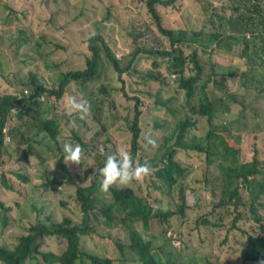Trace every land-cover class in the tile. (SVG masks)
Returning a JSON list of instances; mask_svg holds the SVG:
<instances>
[{
    "label": "trees",
    "instance_id": "16d2710c",
    "mask_svg": "<svg viewBox=\"0 0 264 264\" xmlns=\"http://www.w3.org/2000/svg\"><path fill=\"white\" fill-rule=\"evenodd\" d=\"M15 1L23 6L17 8L10 0H0V85H5L0 87V171L16 153L15 137L30 144L41 133L25 90L42 84L41 94L70 100L78 99V93L90 83H99L104 95L123 92L134 106L124 116L127 124L120 125V142H115L107 130L109 145L103 151L91 144L93 137H81L82 128L90 125L88 113L83 119L76 113L72 117V129L65 142L79 144L82 153H94L90 155L96 160L87 186L78 191L71 187L73 162L64 161L63 146L45 158L38 174L47 184L62 188L56 200L62 214L71 218V227L65 233L55 234L39 218L28 219L21 202L29 193L12 197L0 181V264H75L82 261L80 252L85 250L78 245L84 234H89L86 238L111 235V229L126 236L117 245L124 263L194 264L186 260L187 241L180 228L168 225L153 230L152 223L156 217L162 221L180 214L184 220L197 222V226L212 225L208 210L193 218L186 215V192L194 189L196 182L217 195L212 214L218 218L219 227L226 229V237L237 230L243 260L264 263V217L258 211L260 206L264 208V0H228L213 8L211 0H198L205 11L214 10L207 13L213 29L193 33L164 25L159 9H169L177 0H148L149 12L170 38L171 48L127 44L130 52L121 58L116 56L111 40L115 30L106 32L100 22L82 17L69 0ZM227 10L232 16L228 19L229 32L237 27L240 33H228L223 26L224 18L218 11ZM34 17L51 23L60 36L49 33L41 39ZM28 19L29 25L18 29L23 43L17 47L6 44L4 33L16 22ZM146 31H151L147 23L142 35ZM234 44H240L242 50L233 53ZM199 50L208 56L199 55ZM143 57L151 59L152 66L137 68L136 60ZM71 58L76 66L64 77L74 80L78 88L68 83L57 91L43 85L44 80L65 81L55 70L65 67ZM37 60L45 66L46 75L32 66ZM232 65L236 68L229 69ZM125 73L135 85L132 95L122 78ZM146 97L153 98L151 106ZM93 102L99 107L103 100L97 96ZM235 104L242 107L237 116L216 121L229 114ZM148 113L149 122L164 132L152 154L144 151L143 155L141 144L146 139L144 122ZM200 117L205 119L206 130L199 127ZM103 128L107 129L105 125ZM125 146H129L127 151L134 164H147L152 171L141 176L144 184L139 183L138 190L112 185L105 198L98 170L108 155ZM182 150L202 158L201 178L193 176L191 167L179 158ZM85 160L82 157L75 163L81 183L89 177L84 175ZM167 196L172 206L153 208L152 200ZM90 264H112V260L95 253Z\"/></svg>",
    "mask_w": 264,
    "mask_h": 264
},
{
    "label": "rangeland",
    "instance_id": "374dc122",
    "mask_svg": "<svg viewBox=\"0 0 264 264\" xmlns=\"http://www.w3.org/2000/svg\"><path fill=\"white\" fill-rule=\"evenodd\" d=\"M77 9L82 11L87 19H91L94 17H102L107 13V4L102 0H72ZM108 2H113L114 14L111 20L107 21L103 24L102 29L106 32H111V30H115V34L112 36V42H115L114 47L116 49V56L121 58L125 54L130 52V47L127 44H133L136 47H143L146 45H154L161 48H171V40L165 35L161 29L159 28L158 22L154 15L149 12L148 0H108ZM213 6L221 5L223 3H227L228 0H211ZM118 10V11H117ZM163 12V21L164 25L176 30H188L189 32L195 31H210L213 29L212 24L208 21L209 15L203 10L202 6L198 2V0H177L172 9L161 8ZM209 13L213 10H208ZM230 12V10H227ZM145 23H147L151 31H146L144 35L142 33L145 31ZM235 27L236 32H240L239 29ZM142 32V33H141ZM49 33H53L54 35H59L60 32L55 30L52 27H49L47 30L42 31L41 39H44L46 35ZM137 37L135 35L140 34ZM31 39V38H30ZM11 40H9L10 42ZM101 42H99V45ZM27 45H23L26 47ZM112 47V45H111ZM45 50H48L45 47ZM238 48H233V53L238 52ZM189 48H185V52H188ZM227 53V52H226ZM199 55L203 57H207L206 53H203L202 50H199ZM219 59V55L217 57V61ZM237 62V61H236ZM73 63V62H72ZM137 68L146 69L152 66V60L143 57L139 62L138 59L135 62ZM32 66L42 75L47 74V70L43 63L40 60L32 63ZM236 66L232 65L229 69H235ZM219 70V69H218ZM220 71V70H219ZM126 80L128 84L127 91L129 94H134L132 91L135 87L132 86L133 79L131 78L129 73H125L122 77ZM49 82L48 80H44V83ZM76 88V82L72 79L68 81ZM141 86V85H139ZM1 88H4L5 85L1 84ZM97 87V84L94 85ZM240 92L244 91V89H239ZM103 100L102 104L98 107L97 118L94 121V127L92 131L91 137H93V141L91 144H96V146L103 151L108 143V131L109 135L115 142H120L122 139V132L120 125H126V120L124 116L130 109L134 106V101L126 97L123 92H120L117 95H101ZM146 102L149 106L153 104V98L146 97ZM241 106L235 104L232 106L231 112L227 115H223L220 119L216 121H220L222 119H230L237 116L241 110ZM262 111V110H261ZM163 115L160 111L158 112ZM199 127L200 129L207 128V124L205 123L204 117L199 118ZM150 114L148 113L145 116L144 127L146 130V139L142 141V154L144 151L147 154H152L155 147L159 143V138L164 132L162 128H155L150 122ZM103 125L107 127V129L103 128ZM88 138L86 137V140ZM149 139L154 140L155 147L149 143ZM71 139L70 141H72ZM141 143V142H140ZM129 146L123 147V150L128 149ZM22 152L27 150V147H23L20 149ZM94 153H89L86 150L81 152V158L85 157L86 160V168L84 175L89 176L88 180L85 183H82V186H87L89 184V179L92 173L93 167L96 165V160L90 155ZM145 155V154H143ZM179 158L184 162V164L189 165L192 169V175L197 178H201L203 176L204 171V163L202 162V158L198 156L195 152L188 153L186 150H182L179 152ZM72 171H75L77 165L75 163H71ZM139 183H143V178L132 180L127 185H118L113 184V186L124 187V186H132L133 188L138 190ZM194 189H188L186 192L188 206L186 209V215L190 218L198 212H203L205 210L206 213H209V218L212 220L213 224L210 226H197V222L192 220H184L180 214L170 216L167 219H163L162 221L156 217L152 223L153 230H159L164 226H174L180 228L184 233V238L187 241L185 247H188V251L186 254V260H193L194 264H228L231 261L240 260V253L238 251V245L234 239V233L230 235V239H226L227 231L226 229L219 227L218 218L212 214L215 208H212V205L215 200H217V195L212 192V190L206 186L202 182H196L193 184ZM246 195L249 192L245 193ZM109 195V191L103 192L102 196L107 198ZM197 204V206H194ZM152 205L154 209L163 208L167 209L172 206L170 203V197L161 198L159 201L152 200ZM191 206H194L192 208ZM259 211L264 217V208L259 207ZM40 214L42 219L46 220L48 223L55 222L56 218L51 216L50 219L47 218L48 213L37 209L33 214L32 218L35 215ZM97 237L95 242H93L90 238H83L80 242L81 247L88 254H94L95 252L108 257L112 260V264H138L136 262H127L124 263L122 261V257L119 256L117 245L120 239H125V234L117 229H111V235H105ZM79 264V263H75ZM248 264H264L260 262H250Z\"/></svg>",
    "mask_w": 264,
    "mask_h": 264
},
{
    "label": "clouds",
    "instance_id": "9594fccd",
    "mask_svg": "<svg viewBox=\"0 0 264 264\" xmlns=\"http://www.w3.org/2000/svg\"><path fill=\"white\" fill-rule=\"evenodd\" d=\"M10 1L17 8L23 6V3H18L15 0ZM69 1L74 5L75 11L77 13H81L83 17L84 13L77 9V6L72 0ZM102 1L107 4V13L105 16L94 17L93 19L100 22L101 24H105L107 21L112 19L115 5L113 4V2L109 3L108 0ZM23 2L28 3V0H23ZM169 9H172V7ZM159 10L161 11L163 16L161 8ZM205 12L206 14L209 13V11ZM212 12H214V10ZM218 12L224 18L223 26L227 29L228 33H240L236 32L235 30L233 32H229V30H231V26L228 24V19L232 18L230 14L231 12ZM29 23L30 19H28L25 23L16 22L9 30H7L3 35L6 44H11L14 47H17V44H22L23 42H21L18 38V29L21 26L29 25ZM33 23L37 28V36L42 35V31H45L49 27H52L51 23L41 21L38 17H34ZM193 32L195 31L189 33ZM246 37L249 39L250 34L246 33ZM9 40L11 41L9 42ZM233 48L242 50L243 47L240 44H234ZM101 53L105 52L101 51ZM75 66V63L71 58L66 63L65 67L55 70V74H59L63 79L65 78V81H52L43 83V85L57 91L65 89L70 77H64V73L69 72V70ZM92 72L94 73L93 70ZM173 77H175V75H173ZM96 84L97 87L95 88L94 84L90 83L86 90H84L82 93H78V99L73 97L70 100H68L66 96L58 97L54 94H41L40 87L42 84L38 85V87L35 86L33 90H25L34 106L36 120L41 126V133L40 136L30 144L21 143L23 139H18L17 137H15L14 142L18 144L16 153L10 158L9 163L0 171V181L8 195L12 197H18L23 193H29V196L22 199L21 202V208L27 212L28 219H41L42 222H44L48 227L52 229V232H55V234L65 233L67 230H69L71 227V220L69 219V217L66 218L62 214L60 205L56 200V195L60 194L59 192L62 191V188L47 184L39 176L38 172L44 166L45 158L55 151L59 150L62 146L63 159L66 163L81 162V146L79 144H73L71 142L65 141L70 136V131L72 129V117L75 113L81 119H83L88 113V121L90 125L86 126V128H82L81 137L83 138V140H86V137L88 139L91 137L94 127V121L97 118L98 111V107L93 104V100L96 98V96L101 97L102 95L99 83ZM93 92L95 94H93ZM149 143H151L155 147L156 142L154 140L149 139ZM23 147H27V150L24 152L20 150ZM98 171L99 175L102 177L101 188L102 190L107 191L113 184L127 185L134 179H139L141 176L149 175L152 169L147 164H134L129 152L120 149L117 152L108 155L103 166L100 167ZM78 178L79 176L76 169L70 179V185L77 191L82 186L81 179L79 178L78 180ZM37 209L48 213V219H50L51 216H54L56 218V221L48 223L46 220L42 219L40 214H37L32 218V214ZM233 233L235 242L238 245V251L240 253V243L237 230H235ZM87 235L89 234H84L82 239L86 238ZM97 235H91L89 236V238L93 242H95ZM99 237L100 236L97 237L96 245L98 243ZM226 239H230V236H228ZM78 246H81L80 243ZM92 255L93 254H88L86 251L80 252L82 261H79L77 263L90 264L92 261ZM240 258V260L231 261L228 264L237 262H245V264H248L252 262L244 261L241 253Z\"/></svg>",
    "mask_w": 264,
    "mask_h": 264
},
{
    "label": "water",
    "instance_id": "95a60500",
    "mask_svg": "<svg viewBox=\"0 0 264 264\" xmlns=\"http://www.w3.org/2000/svg\"><path fill=\"white\" fill-rule=\"evenodd\" d=\"M98 90H99V88H98ZM97 97V96H96ZM95 107V106H94ZM93 119V118H92ZM89 135V134H88ZM78 180H79V178H78ZM76 188H77V186H76ZM70 220H71V218H70ZM68 227H69V222H68Z\"/></svg>",
    "mask_w": 264,
    "mask_h": 264
}]
</instances>
